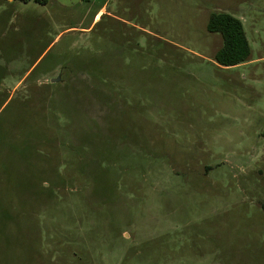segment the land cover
I'll return each mask as SVG.
<instances>
[{"label":"rangeland","instance_id":"374dc122","mask_svg":"<svg viewBox=\"0 0 264 264\" xmlns=\"http://www.w3.org/2000/svg\"><path fill=\"white\" fill-rule=\"evenodd\" d=\"M12 1L0 264H264V0Z\"/></svg>","mask_w":264,"mask_h":264},{"label":"trees","instance_id":"16d2710c","mask_svg":"<svg viewBox=\"0 0 264 264\" xmlns=\"http://www.w3.org/2000/svg\"><path fill=\"white\" fill-rule=\"evenodd\" d=\"M25 1V0H22ZM37 2L47 3L46 0H35ZM207 30L210 33L219 34L222 38V47L215 55L216 63L223 68H230L245 63L250 55L251 48L246 37L243 23L240 19L224 13H212L210 15ZM33 73V72H32ZM0 90V98L2 97ZM0 106L5 105L8 99H2ZM27 148H19L16 152L14 148L8 150L11 158L15 154H23ZM23 157V155H21ZM24 158V157H23ZM264 211V204L262 205Z\"/></svg>","mask_w":264,"mask_h":264},{"label":"crops","instance_id":"0c3cea01","mask_svg":"<svg viewBox=\"0 0 264 264\" xmlns=\"http://www.w3.org/2000/svg\"><path fill=\"white\" fill-rule=\"evenodd\" d=\"M8 1H9V0H8ZM13 1H15V0H13ZM13 1H12V2H13ZM101 14H102V11L97 15L95 22L99 19V17H100Z\"/></svg>","mask_w":264,"mask_h":264},{"label":"water","instance_id":"95a60500","mask_svg":"<svg viewBox=\"0 0 264 264\" xmlns=\"http://www.w3.org/2000/svg\"><path fill=\"white\" fill-rule=\"evenodd\" d=\"M59 80H60L59 78H57V79H53V80H52V83H57V82H59Z\"/></svg>","mask_w":264,"mask_h":264}]
</instances>
